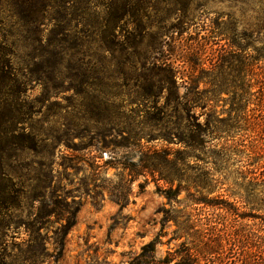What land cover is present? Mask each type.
I'll use <instances>...</instances> for the list:
<instances>
[{
    "label": "rangeland",
    "instance_id": "obj_1",
    "mask_svg": "<svg viewBox=\"0 0 264 264\" xmlns=\"http://www.w3.org/2000/svg\"><path fill=\"white\" fill-rule=\"evenodd\" d=\"M145 2L149 17L146 20L145 13L144 23L166 18L170 26L176 18L192 20L181 42L180 38L169 41L175 49L177 85L160 88L166 74L143 60L156 47L146 37L141 46L113 55L108 68L116 71L127 63L122 66L127 79L115 76L106 81L103 91L109 95V106L104 110L101 106L99 115L86 95L75 98L78 91L66 84L58 98L65 110L53 107L40 115L47 118L40 121L43 128L63 140H54L46 158L20 152L9 168L26 189L16 216L20 221L33 219L38 191L45 200L54 193L62 204L79 206L57 261L52 257L53 230L49 226L41 230L47 242L43 264H163L166 260L206 264L204 259L211 264H264V181L247 175L252 168L257 174L264 170V62L255 59L264 49V0H191L184 13L175 12L170 0ZM195 34L208 40L201 57L207 61H202L203 71L194 67L201 82L198 89L188 91L191 99L198 100L189 103L186 120L187 113L177 101L181 103L187 92L182 79L192 87L186 78L191 68L176 54L183 43L198 57ZM125 54L127 62H123ZM215 60L218 64L210 70ZM40 92L37 86L33 94ZM164 111L169 115L166 120ZM206 120L211 134L188 131L189 123L204 128ZM174 133L187 139L196 135L198 144L192 157L183 161L180 180L170 185L147 174L143 165L148 149H182L171 137ZM39 160L48 167L41 172L35 170ZM39 181L43 187L34 190ZM176 188L179 194L167 200L166 191ZM112 189L124 195L123 207L109 193ZM26 238L22 228L8 234L0 253L10 252L14 243ZM153 240L155 253L142 256L143 247Z\"/></svg>",
    "mask_w": 264,
    "mask_h": 264
},
{
    "label": "trees",
    "instance_id": "obj_2",
    "mask_svg": "<svg viewBox=\"0 0 264 264\" xmlns=\"http://www.w3.org/2000/svg\"><path fill=\"white\" fill-rule=\"evenodd\" d=\"M170 1H173L174 11L178 13L186 12L191 4V0ZM145 4V0H0V247L5 244L8 234H15L20 228L27 237L14 243V249L10 252L0 253V264H43L47 242L42 238L41 230L45 226L53 230L52 257L57 261L63 254L65 238L76 223L79 206L68 207L67 202L62 204L60 197L54 193L45 200L40 191L39 206L32 212L33 219L20 221L16 212L19 211L18 203L26 189L9 173V168L19 160L20 152H31L46 158L54 140H63L44 129V122L40 123L47 119L42 120L40 117L44 110L53 107L65 110L63 100H58L63 87L73 84L78 91L75 98L86 95L96 105H93L94 113L99 115L109 106V95L103 91V85L107 86L106 81L115 76L127 79V72L122 69L127 63L119 65L116 71L108 68L113 65V55L118 50L141 46L145 37L153 41L156 47L152 46L153 53L143 57V60L149 67L166 74L160 88L165 90L169 85H177L178 71L173 67L175 49L169 41L179 40L192 26V20L176 18L170 26L166 25V18L144 23L145 13L146 20L149 17ZM160 36L166 37L159 40ZM195 36L192 40L199 45L195 50L197 58L191 55L189 45L183 43H180V50L176 54L179 61L191 68L186 78L192 87L182 79L187 92L183 94L181 103L177 101L181 110L187 113L186 120L190 118L189 103L194 105V100H198L191 99L189 92L198 89L201 82L200 77L193 73L194 69L205 70L202 61H207L201 57L206 53L208 40L206 36ZM223 53L219 54L221 58H224ZM107 56L112 58L106 60ZM255 59L264 62V49L257 53ZM127 61L125 54L123 62ZM217 64L218 60L210 63V70ZM37 86L41 87V92L34 96ZM153 88L154 85L151 86ZM168 116L164 111L163 118L166 120ZM262 123L264 125V114ZM203 127L189 123L187 130L211 134L209 120ZM262 131L261 136L264 137V128ZM124 137L127 141L136 140L135 136ZM171 137L177 138L182 149L173 152L166 148L148 149L146 165H143L147 174L153 177L158 175L159 179L170 185L180 180V167L185 165L183 161L192 157L198 144L196 135L187 139L182 134L174 133ZM91 157L96 159L94 155ZM35 165L38 166L35 169L37 172L48 168L43 160L35 162ZM248 174L254 180L264 181V170L257 174L256 169L252 168ZM38 187H43L40 181L34 190ZM109 193L119 207H123L120 203L124 202V195H116L113 189ZM178 194V188L170 189L166 191L165 197L171 201ZM52 224L57 226L54 228ZM156 245L157 242L150 241L143 247L141 255L154 254ZM204 260L206 264H211V260Z\"/></svg>",
    "mask_w": 264,
    "mask_h": 264
}]
</instances>
